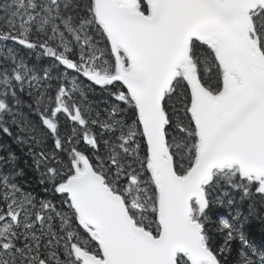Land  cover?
Returning <instances> with one entry per match:
<instances>
[{"label":"snow or ice","instance_id":"6c2138e0","mask_svg":"<svg viewBox=\"0 0 264 264\" xmlns=\"http://www.w3.org/2000/svg\"><path fill=\"white\" fill-rule=\"evenodd\" d=\"M0 264H264V0H0Z\"/></svg>","mask_w":264,"mask_h":264},{"label":"trees","instance_id":"16d2710c","mask_svg":"<svg viewBox=\"0 0 264 264\" xmlns=\"http://www.w3.org/2000/svg\"><path fill=\"white\" fill-rule=\"evenodd\" d=\"M21 162H23V161H21Z\"/></svg>","mask_w":264,"mask_h":264}]
</instances>
